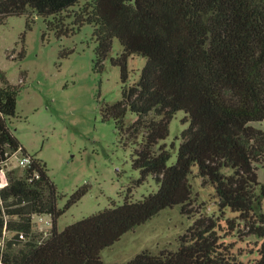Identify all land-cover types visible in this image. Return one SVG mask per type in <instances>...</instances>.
Returning a JSON list of instances; mask_svg holds the SVG:
<instances>
[{"label":"trees","instance_id":"trees-1","mask_svg":"<svg viewBox=\"0 0 264 264\" xmlns=\"http://www.w3.org/2000/svg\"><path fill=\"white\" fill-rule=\"evenodd\" d=\"M12 15H26L28 29L35 15L42 16L59 38L94 26L95 67L103 70L110 56L123 82L122 98L103 106V118L113 119L134 144L136 182L152 175L159 187L58 229V218L89 188L80 186L58 205L61 194L47 163L28 152L9 126L21 86L0 70V238L13 232L0 246V264H104L103 249L161 210L181 204L184 213L193 211L195 171L214 187L220 207L234 215H200L178 249H145L113 264H238L227 236L241 222L243 234L260 239L254 264H264V183L258 174L264 129L254 124L264 121V0H0V24ZM115 38L122 50L111 56ZM73 51L64 48L60 56ZM135 53L146 64L131 83L128 62ZM178 110L186 111L189 125L169 164L172 152L164 140ZM129 112L136 117L129 120ZM17 151L31 157L22 176L7 169ZM35 214L51 215L47 237L34 232Z\"/></svg>","mask_w":264,"mask_h":264},{"label":"rangeland","instance_id":"rangeland-1","mask_svg":"<svg viewBox=\"0 0 264 264\" xmlns=\"http://www.w3.org/2000/svg\"><path fill=\"white\" fill-rule=\"evenodd\" d=\"M26 21V15H12L0 24V70L10 82L21 86L17 115L9 119V126L28 152L47 163L61 194L60 207L80 186L86 184L89 188L58 218V229L113 202L121 204L126 196L140 199L157 191L159 184L152 175L140 184L136 182L140 170L133 166L134 144L121 136L113 119L103 118V106L122 98L123 82L121 68L112 63L110 56L103 70L95 67L94 26L85 24L75 34L59 38L47 29L42 16L35 15L31 29L27 28ZM22 35L26 46L23 59L18 56L23 46ZM64 48L74 51L61 57ZM121 50L122 44L115 38L111 56H117ZM145 64L146 57L141 54L135 53L129 58L131 83L138 81ZM186 114L185 110L176 112L170 123V134L164 140L172 152L169 164L176 161L181 133L189 125V121H184ZM135 117L132 112L128 113L129 120ZM254 124L264 129V121ZM173 142L175 146L171 147ZM23 156L22 151L15 152L9 159L8 171L13 169L16 176L24 175ZM258 168L259 179L264 183V164H258ZM190 180L194 191L192 212L184 213L181 204L161 210L103 249L104 264L128 261L145 249L154 253L162 249L176 250L181 236L200 215L222 219L234 215L220 207L214 187L203 184L196 171ZM240 224V230L233 231L227 239L232 243L231 250L238 264H254L260 239L243 234V223ZM33 230L39 238L50 235L51 215L35 214ZM12 235L10 232L0 238L2 248Z\"/></svg>","mask_w":264,"mask_h":264},{"label":"built area","instance_id":"built-area-1","mask_svg":"<svg viewBox=\"0 0 264 264\" xmlns=\"http://www.w3.org/2000/svg\"><path fill=\"white\" fill-rule=\"evenodd\" d=\"M31 162V157L30 156H27V155H24L23 158H22V163L25 165L29 164ZM6 236V231L4 232V236Z\"/></svg>","mask_w":264,"mask_h":264}]
</instances>
